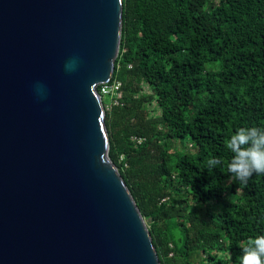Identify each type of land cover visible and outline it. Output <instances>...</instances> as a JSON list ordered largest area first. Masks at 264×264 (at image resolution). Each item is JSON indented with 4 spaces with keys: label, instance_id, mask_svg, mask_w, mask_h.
Masks as SVG:
<instances>
[{
    "label": "trees",
    "instance_id": "16d2710c",
    "mask_svg": "<svg viewBox=\"0 0 264 264\" xmlns=\"http://www.w3.org/2000/svg\"><path fill=\"white\" fill-rule=\"evenodd\" d=\"M123 1L110 157L161 264H240L264 236V175L236 180L226 141L264 127V0ZM188 137L193 149L178 147ZM212 157L223 163L209 168Z\"/></svg>",
    "mask_w": 264,
    "mask_h": 264
},
{
    "label": "water",
    "instance_id": "95a60500",
    "mask_svg": "<svg viewBox=\"0 0 264 264\" xmlns=\"http://www.w3.org/2000/svg\"><path fill=\"white\" fill-rule=\"evenodd\" d=\"M123 7L0 0V264H161L98 91Z\"/></svg>",
    "mask_w": 264,
    "mask_h": 264
},
{
    "label": "clouds",
    "instance_id": "9594fccd",
    "mask_svg": "<svg viewBox=\"0 0 264 264\" xmlns=\"http://www.w3.org/2000/svg\"><path fill=\"white\" fill-rule=\"evenodd\" d=\"M74 66L75 61H70L66 69L72 70ZM226 147L233 153L228 171L241 184L246 185L253 174L264 175V127L238 128L226 141ZM222 163L220 158L212 157L207 166L215 169ZM242 251L240 264H264V236L250 239Z\"/></svg>",
    "mask_w": 264,
    "mask_h": 264
},
{
    "label": "built area",
    "instance_id": "2783aa9c",
    "mask_svg": "<svg viewBox=\"0 0 264 264\" xmlns=\"http://www.w3.org/2000/svg\"><path fill=\"white\" fill-rule=\"evenodd\" d=\"M99 94L101 96L103 105L106 108H110L112 105H124L123 101V89L122 82L120 80L111 79L109 82L100 84L98 87ZM109 95L111 100L110 103L104 102V97Z\"/></svg>",
    "mask_w": 264,
    "mask_h": 264
},
{
    "label": "rangeland",
    "instance_id": "374dc122",
    "mask_svg": "<svg viewBox=\"0 0 264 264\" xmlns=\"http://www.w3.org/2000/svg\"><path fill=\"white\" fill-rule=\"evenodd\" d=\"M110 100H111V98H110L109 95L104 97V102L105 103H107V104L110 103ZM178 144H179L178 147H181L183 149H188V150L193 149L192 142H191V139L189 137L185 138L183 140H179ZM202 255H203L202 253L201 254H196L195 260L197 261V260L201 259Z\"/></svg>",
    "mask_w": 264,
    "mask_h": 264
}]
</instances>
